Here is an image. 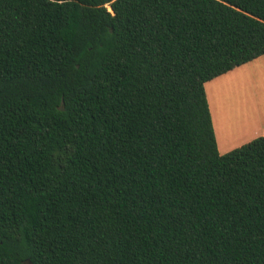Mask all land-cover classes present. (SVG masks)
I'll list each match as a JSON object with an SVG mask.
<instances>
[{"label": "trees", "instance_id": "16d2710c", "mask_svg": "<svg viewBox=\"0 0 264 264\" xmlns=\"http://www.w3.org/2000/svg\"><path fill=\"white\" fill-rule=\"evenodd\" d=\"M263 55L264 0H0V264H264L205 89Z\"/></svg>", "mask_w": 264, "mask_h": 264}, {"label": "crops", "instance_id": "0c3cea01", "mask_svg": "<svg viewBox=\"0 0 264 264\" xmlns=\"http://www.w3.org/2000/svg\"><path fill=\"white\" fill-rule=\"evenodd\" d=\"M205 89L221 155L264 136V55L209 81Z\"/></svg>", "mask_w": 264, "mask_h": 264}, {"label": "rangeland", "instance_id": "374dc122", "mask_svg": "<svg viewBox=\"0 0 264 264\" xmlns=\"http://www.w3.org/2000/svg\"><path fill=\"white\" fill-rule=\"evenodd\" d=\"M251 85H253V83H252ZM227 94H232V93H230V92H227V93H226V95H227ZM228 101H229V100H228ZM229 102H231V103H232V101H229ZM223 116H224V115H222V117H223ZM224 118H225V117H224Z\"/></svg>", "mask_w": 264, "mask_h": 264}]
</instances>
